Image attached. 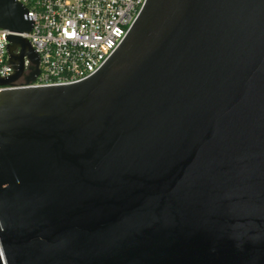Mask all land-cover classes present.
<instances>
[{"label":"water","instance_id":"95a60500","mask_svg":"<svg viewBox=\"0 0 264 264\" xmlns=\"http://www.w3.org/2000/svg\"><path fill=\"white\" fill-rule=\"evenodd\" d=\"M26 15L0 0V264H264V0H145L89 77L3 89Z\"/></svg>","mask_w":264,"mask_h":264},{"label":"built area","instance_id":"2783aa9c","mask_svg":"<svg viewBox=\"0 0 264 264\" xmlns=\"http://www.w3.org/2000/svg\"><path fill=\"white\" fill-rule=\"evenodd\" d=\"M32 21L26 39L38 56V74L25 78L33 64L23 58L22 75L3 89L46 87L79 82L92 75L120 44L145 0H17ZM0 29V78L13 75L7 37ZM18 50L15 51L17 53Z\"/></svg>","mask_w":264,"mask_h":264}]
</instances>
